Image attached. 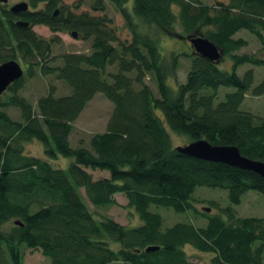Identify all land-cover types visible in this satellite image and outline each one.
<instances>
[{
    "label": "trees",
    "instance_id": "obj_1",
    "mask_svg": "<svg viewBox=\"0 0 264 264\" xmlns=\"http://www.w3.org/2000/svg\"><path fill=\"white\" fill-rule=\"evenodd\" d=\"M109 1L128 40H120L110 20L96 13L104 10L103 0H93V14L58 9L60 0H26L27 11L17 14L0 4V63L21 58L26 76L36 68L67 88L55 95L51 86L32 105L19 93L21 76L0 95V264H23L25 249H38L48 264H197L188 259L185 245L211 253V264H264V218L240 217L231 207L248 190L264 195V178L175 151L164 126L188 142L233 145L241 155L264 162V105L260 115L239 109L247 93L264 94V56L238 52L247 45L238 37L243 30L264 46V0ZM34 25L53 34L74 31L90 39V51L61 53L59 64L48 66L57 37L37 35ZM176 25L182 39L199 32L221 48L229 69L199 57L190 46L186 53H160L157 33H173ZM181 57L188 64L177 82ZM108 65L115 70L104 74ZM149 77L155 94L144 82ZM220 86L232 90L217 100ZM96 92L112 104L105 129L89 136V148H72L67 139L72 122ZM8 107L17 108L20 119L9 116ZM30 141L41 145L43 158L24 153ZM59 155L72 158L65 169L51 164ZM86 169L106 170L108 177L92 179ZM199 186L226 191L225 218L194 209L191 194ZM117 193L140 223L126 227L93 217L85 200L112 205ZM150 204L174 212L193 208L205 224L180 221L162 228ZM149 246L156 248L145 251Z\"/></svg>",
    "mask_w": 264,
    "mask_h": 264
},
{
    "label": "rangeland",
    "instance_id": "obj_2",
    "mask_svg": "<svg viewBox=\"0 0 264 264\" xmlns=\"http://www.w3.org/2000/svg\"><path fill=\"white\" fill-rule=\"evenodd\" d=\"M26 1V0H6L3 4L5 8L14 3ZM104 10L96 12L97 14H102L110 20V25L116 30L118 38L120 40H128L129 32L127 31L123 19L117 10V8L109 0H103ZM208 3H213L214 0H208ZM206 2V3H207ZM93 3V0H60L58 9L61 6H66L70 12L78 14L82 11L90 12V6ZM126 7L129 8L130 1L125 3ZM77 7V8H74ZM33 31L45 38L49 39L53 35L57 38L50 44V60L47 61L48 66L58 65L60 60L58 56L64 52H79V53H88L90 51V39H80L78 36L73 38L67 32H56L53 34L46 26L44 25H34L32 27ZM180 28L178 25L175 26L173 33L159 32L158 36V48L160 53L168 56L171 52H184L186 53L189 49V43L187 40L178 39L176 36L181 37ZM238 37H241L247 41V45L238 52L246 53H255L256 55L263 57L264 56V46L257 41L254 36L250 35L246 31H241L238 34ZM23 71L25 70L26 64L22 59L16 57L15 59ZM179 67L176 70L175 80L180 82L185 74L187 69L188 61L187 59L181 57L178 58ZM219 66L222 68L229 69V59L222 55V58L219 60ZM245 66H241L237 69V72L240 73L244 70ZM114 65H108L105 68V73L113 72ZM34 74L31 76H26L25 73L23 76V85L19 89V93L23 96L30 104L34 105L35 100L44 95L49 87H53L55 95H64L67 93V88L60 80L56 79L54 74L41 75L37 72L36 68L33 70ZM109 81V79H106ZM171 81L173 79H170ZM256 80V78H255ZM144 82L149 86L151 91L154 92V83L152 78H145ZM254 84V81L252 85ZM231 88L222 87L218 88L217 100L223 99V93L231 91ZM216 101V99H215ZM264 105V94L259 96H254L249 93L246 94L242 103H240L239 109L249 111L253 114H261L262 107ZM112 104L106 99L102 93L96 92L92 98L86 103L84 108L80 111L77 118L72 122V129L68 134V144L70 147L75 148L79 145L89 148L88 140L89 136L96 132H102L105 129L106 121L109 117ZM9 116L13 119H20L19 110L15 107H8L6 109ZM165 129L170 138V144L172 147L181 146L188 142V137L183 134H177L172 132L166 124H164ZM25 154L34 155L37 157H44L42 153V147L37 141H30L24 144L23 149ZM72 161L71 157L57 156L51 160V164L55 167H60L65 169L67 165ZM92 176V179L98 177H108V171L99 170V169H86ZM80 196L83 198V189L78 188ZM193 199V207L197 212H203L205 214H220L225 218V213L221 209L225 208L228 205L226 198V191L220 188H210L199 186L196 187L191 194ZM116 204L105 205V206H95L85 200V203L92 213L95 219L100 217H109L112 218L117 223L131 227L138 223L140 220L136 215L135 211L132 208L126 207V199L123 195L117 193L114 196ZM236 214L240 217H261L264 218V195L257 193L255 191L248 190L240 198L238 204L231 206ZM203 208H208V211H203ZM148 210L151 212L158 213L162 218V228L169 227L175 222L180 221H189L196 226H201L205 224V218L195 213L193 208L189 209L186 212H174L171 208H165L160 206L149 205ZM10 222L3 224L1 229L4 230L9 227ZM185 254L188 256V259L197 264H211V253L201 252L195 250L189 245L183 247ZM23 264H48V259L41 255L38 249H25L23 252ZM262 261L264 263V253L262 256Z\"/></svg>",
    "mask_w": 264,
    "mask_h": 264
},
{
    "label": "water",
    "instance_id": "obj_3",
    "mask_svg": "<svg viewBox=\"0 0 264 264\" xmlns=\"http://www.w3.org/2000/svg\"><path fill=\"white\" fill-rule=\"evenodd\" d=\"M1 2L5 3L6 0H1ZM8 11L13 14L25 12L27 11V3L25 1L14 3L9 6ZM15 24L18 26L28 25L26 21L22 20H16ZM70 35L73 38L77 37L74 31L70 32ZM175 37L182 39L176 35ZM185 38L192 52L199 57L216 64L222 58L223 50L214 45L201 33L196 32ZM22 74L23 70L16 60L10 59L0 63V95L6 90L7 86L19 79ZM174 150L189 157L220 162L229 166L248 170L264 178V162L241 155L237 147L233 145H212L205 139H196L181 146H175ZM202 210L208 211V208H203ZM14 223L16 224L17 222ZM155 248L156 247L149 246L145 248V251H150Z\"/></svg>",
    "mask_w": 264,
    "mask_h": 264
},
{
    "label": "bare ground",
    "instance_id": "obj_4",
    "mask_svg": "<svg viewBox=\"0 0 264 264\" xmlns=\"http://www.w3.org/2000/svg\"><path fill=\"white\" fill-rule=\"evenodd\" d=\"M180 39V38H179ZM187 40V39H186Z\"/></svg>",
    "mask_w": 264,
    "mask_h": 264
}]
</instances>
